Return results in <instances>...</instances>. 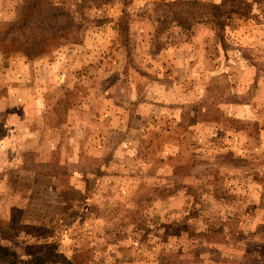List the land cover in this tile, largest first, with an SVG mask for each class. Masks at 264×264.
I'll list each match as a JSON object with an SVG mask.
<instances>
[{"label":"rangeland","instance_id":"rangeland-1","mask_svg":"<svg viewBox=\"0 0 264 264\" xmlns=\"http://www.w3.org/2000/svg\"><path fill=\"white\" fill-rule=\"evenodd\" d=\"M34 2L76 28L29 60ZM0 241L264 264V0H0Z\"/></svg>","mask_w":264,"mask_h":264},{"label":"trees","instance_id":"trees-1","mask_svg":"<svg viewBox=\"0 0 264 264\" xmlns=\"http://www.w3.org/2000/svg\"><path fill=\"white\" fill-rule=\"evenodd\" d=\"M45 7H48L47 10L43 9ZM45 7L41 6L39 2L28 3L25 6L22 20L11 24L4 32V36H13V42L21 43L23 47L21 52L29 60L40 56L44 52L47 41L62 36L63 30L76 28L71 13L51 4ZM212 7L215 18L220 19L223 16L222 7L217 5H213ZM28 28L30 32H26ZM121 31H123V34L126 33L125 28H122ZM19 33L22 34L23 40L16 38V35ZM0 264L74 263L65 254L60 252L59 245L56 242H48L40 252L24 257L16 249L0 241Z\"/></svg>","mask_w":264,"mask_h":264}]
</instances>
